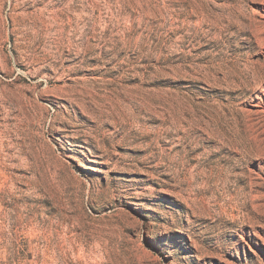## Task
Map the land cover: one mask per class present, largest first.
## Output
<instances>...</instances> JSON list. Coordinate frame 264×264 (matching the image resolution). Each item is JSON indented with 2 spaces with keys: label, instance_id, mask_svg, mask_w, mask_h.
<instances>
[{
  "label": "rangeland",
  "instance_id": "rangeland-1",
  "mask_svg": "<svg viewBox=\"0 0 264 264\" xmlns=\"http://www.w3.org/2000/svg\"><path fill=\"white\" fill-rule=\"evenodd\" d=\"M0 264H264V0H0Z\"/></svg>",
  "mask_w": 264,
  "mask_h": 264
},
{
  "label": "bare ground",
  "instance_id": "bare-ground-1",
  "mask_svg": "<svg viewBox=\"0 0 264 264\" xmlns=\"http://www.w3.org/2000/svg\"><path fill=\"white\" fill-rule=\"evenodd\" d=\"M250 219V218H249ZM249 223H251V221H242V220H237V222L235 223H233V224H231L232 226H238V225H244V226H247V227H249Z\"/></svg>",
  "mask_w": 264,
  "mask_h": 264
}]
</instances>
